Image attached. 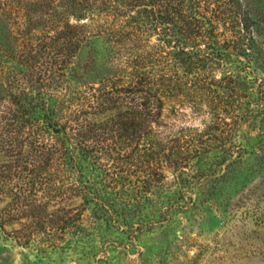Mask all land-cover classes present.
<instances>
[{"label": "trees", "instance_id": "16d2710c", "mask_svg": "<svg viewBox=\"0 0 264 264\" xmlns=\"http://www.w3.org/2000/svg\"><path fill=\"white\" fill-rule=\"evenodd\" d=\"M61 1L51 27L50 13L21 15L23 26L32 20L40 26L22 37L0 15L7 34L0 40V239L29 248L41 238L53 250L67 237V244H88L94 232L103 245L125 247L161 217L171 223L195 203V172L207 170L192 157L198 147L178 145L171 153L156 130L178 91L198 85L189 76L219 71L224 77L208 86L228 90L239 81L264 29V0H169L157 9L146 0ZM221 22L231 23L226 36L215 35ZM156 28L175 35L158 49L146 48ZM47 30L57 52L15 51L20 40L49 38ZM112 112L109 121L100 119ZM120 166L140 172L119 176ZM166 167L175 174L167 188L159 180ZM82 211L91 217L90 233L75 214ZM110 231L120 236L111 239Z\"/></svg>", "mask_w": 264, "mask_h": 264}, {"label": "rangeland", "instance_id": "374dc122", "mask_svg": "<svg viewBox=\"0 0 264 264\" xmlns=\"http://www.w3.org/2000/svg\"><path fill=\"white\" fill-rule=\"evenodd\" d=\"M87 1L99 5L103 0ZM136 1L126 0L125 3L135 4ZM146 1L155 9L159 5L167 6L169 2ZM63 3L61 0H0V15L9 31L17 33L13 36L22 37L25 35L21 33L27 32L28 35L40 26L33 20L23 26L21 15L34 19L41 13H50L45 19L51 27L55 16L53 11L59 10V5L64 6ZM165 9L163 6L160 10L165 12ZM168 21L172 20L168 18ZM230 24L221 22L215 35L226 36L229 31H226L225 25L229 27ZM154 26L155 23L151 29ZM47 31L49 38L45 39L46 34L38 33L33 40H20L15 51L33 55L57 52L59 43L50 40L54 34ZM253 33L255 30L251 28L247 37ZM6 35L5 29L0 26V40H5ZM174 35L172 31L164 34V29L156 28L151 32V38L146 40L145 47L158 49L164 44V39L170 41ZM256 36L255 58L239 75V81L230 86V90L222 84L208 86L213 78L218 81L224 77L219 71L213 76H189V80L193 79L198 85L194 84L195 88H192L193 83L189 82L178 91L173 102L166 106L163 125L156 130L158 140L163 141L171 153H178L175 150L179 146L186 149L194 143L198 149L194 154L196 156L192 157L200 161L199 169H207L195 172L200 190L194 192L195 203H191L188 212L178 213L168 224L165 216L161 217L153 228L140 233L137 241L133 238L134 234H129L134 243L125 247L119 242L103 245L95 240L98 234L90 233L93 227L90 215L83 211L75 212L80 214L77 219L84 223L91 235L87 238L88 244L84 242L73 246L67 244L70 239L67 237L64 241H57L59 247L52 250L40 241L41 238L29 248L0 239V264H264V29ZM161 38L163 40L159 41ZM98 50H101L100 43ZM171 50L167 47L163 49L165 52ZM246 62H249L248 57ZM244 105L249 108L242 112ZM233 110L234 116L228 112ZM114 114H106L100 119L109 121ZM237 115H240L238 120ZM120 142L124 153L125 145L122 140ZM241 149L247 151L241 154ZM125 153L129 154V150L126 149ZM204 162L208 164L206 167ZM123 172L136 176L140 171L135 167L120 166L116 173L121 176ZM173 173L168 167L163 170L159 179L162 187L167 188L173 183ZM80 203L76 199L73 204L77 206ZM100 233L102 235L103 231ZM119 236L118 232L108 233L111 239Z\"/></svg>", "mask_w": 264, "mask_h": 264}]
</instances>
